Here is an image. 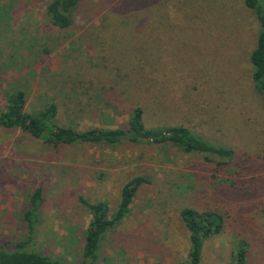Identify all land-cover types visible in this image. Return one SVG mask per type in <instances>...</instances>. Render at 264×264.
Instances as JSON below:
<instances>
[{
  "label": "rangeland",
  "instance_id": "rangeland-1",
  "mask_svg": "<svg viewBox=\"0 0 264 264\" xmlns=\"http://www.w3.org/2000/svg\"><path fill=\"white\" fill-rule=\"evenodd\" d=\"M49 1L0 0V109L19 89L24 111L51 101L59 125L83 130L122 126L138 105L146 127L183 125L205 142L264 160V108L249 60L259 25L243 0H78L67 31L48 22ZM114 32L150 44L102 46L96 38ZM211 164L169 143L52 147L0 127V247L25 239L22 213L39 188L29 248L81 264L90 216L78 196L103 200L112 213L122 184L141 175L147 181L101 236L92 264H180L189 239L179 210L216 204L227 221L237 212L244 222L247 264H264V195L204 204L199 196L212 189ZM235 240L229 229L204 240L198 264H230Z\"/></svg>",
  "mask_w": 264,
  "mask_h": 264
},
{
  "label": "trees",
  "instance_id": "trees-1",
  "mask_svg": "<svg viewBox=\"0 0 264 264\" xmlns=\"http://www.w3.org/2000/svg\"><path fill=\"white\" fill-rule=\"evenodd\" d=\"M77 2L78 0H50L45 7L48 22L57 29L69 30L73 24V10ZM243 3L255 13L259 25L249 60L252 67V86L259 95L264 108V0H243ZM97 37L102 46H149L150 44H147L141 35H131L129 32H114L112 35H98ZM24 103L25 94L19 89L6 95L5 104L0 109V127L19 129L52 147L60 143L116 144L126 141L149 144L169 143L184 152L199 154L205 161L212 163L207 169L210 172L208 181L212 189L199 196L204 200V204L209 202L207 199L225 203L224 201L232 199L245 201L264 195V160L262 158H253V155L244 151L205 142L183 125L146 127L143 110L138 105L128 109V117L122 126L89 127L77 130L56 122L57 107L53 102H47L41 110L34 113L24 111ZM248 174L252 176L246 177ZM197 176L198 179L205 177L201 174ZM146 181L147 179L141 175L132 176L125 181L120 187L118 202L112 213H109L105 201H89L81 195L78 196L79 202L87 209L90 216L83 233L81 264H92L96 259L101 236L126 215L132 196ZM28 201L29 207L22 213L26 237L24 240L16 241L10 248L0 247V264H69L56 256L29 248L28 244L32 238L34 240L39 220V208L42 201L39 188L31 192ZM221 205L216 204L213 207L204 205L203 208L187 206L179 210V217L188 231L189 239L188 258L180 264H198L204 240L226 229H229L236 238L235 250L230 253V264H247L249 249L244 233L247 230L241 227V222L243 224L244 222L236 220H240L237 212L236 223L227 221L229 213L224 214L226 210L224 205Z\"/></svg>",
  "mask_w": 264,
  "mask_h": 264
}]
</instances>
